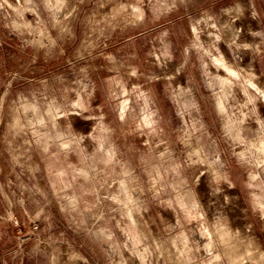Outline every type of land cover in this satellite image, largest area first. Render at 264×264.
Segmentation results:
<instances>
[{
  "label": "rangeland",
  "instance_id": "1",
  "mask_svg": "<svg viewBox=\"0 0 264 264\" xmlns=\"http://www.w3.org/2000/svg\"><path fill=\"white\" fill-rule=\"evenodd\" d=\"M0 264H264V0H0Z\"/></svg>",
  "mask_w": 264,
  "mask_h": 264
}]
</instances>
